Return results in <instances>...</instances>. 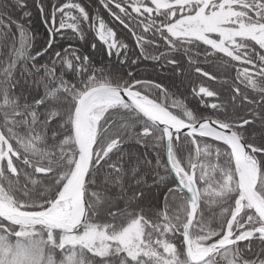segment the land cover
<instances>
[{
	"label": "snow or ice",
	"instance_id": "snow-or-ice-1",
	"mask_svg": "<svg viewBox=\"0 0 264 264\" xmlns=\"http://www.w3.org/2000/svg\"><path fill=\"white\" fill-rule=\"evenodd\" d=\"M0 264H264V0H0Z\"/></svg>",
	"mask_w": 264,
	"mask_h": 264
}]
</instances>
